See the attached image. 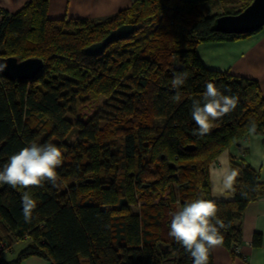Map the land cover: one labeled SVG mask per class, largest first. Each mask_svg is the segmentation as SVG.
Here are the masks:
<instances>
[{
	"label": "trees",
	"instance_id": "trees-1",
	"mask_svg": "<svg viewBox=\"0 0 264 264\" xmlns=\"http://www.w3.org/2000/svg\"><path fill=\"white\" fill-rule=\"evenodd\" d=\"M211 1L135 0L101 21L50 19L48 0H29L12 14L0 10V56L44 62L29 80L0 74V167L33 141L51 142L64 156L57 186L30 189L37 201L31 223L23 218L22 190L0 185V264L31 255L46 264H193L168 235L170 213L193 199L214 200L210 164L253 125L264 131L258 82L206 67L195 50L201 42L258 31L212 28L217 16L238 13L252 0H219V14L210 11ZM122 24L136 29L98 54L85 52ZM183 72L182 98L173 102L171 81ZM207 82L239 100L198 136L192 100L201 98ZM229 165L237 173L232 198L214 200L230 224L221 230L226 247L239 243L243 210L264 192L245 160L231 155ZM20 240L27 245L16 258L2 259Z\"/></svg>",
	"mask_w": 264,
	"mask_h": 264
},
{
	"label": "crops",
	"instance_id": "crops-1",
	"mask_svg": "<svg viewBox=\"0 0 264 264\" xmlns=\"http://www.w3.org/2000/svg\"><path fill=\"white\" fill-rule=\"evenodd\" d=\"M29 0H0V10L15 13ZM135 0H48L47 17L50 19L104 20L121 9L130 7ZM192 1V0H188ZM212 2V1H211ZM203 64L211 69L258 82L264 96V25L255 33L230 41L201 42L195 46ZM245 160L256 171L258 181L264 184V131H248L239 141L222 151L209 166L210 197L230 200L228 196L213 194V184L223 170H230V156ZM241 239L237 252L220 245L211 249L213 264H264V192L245 206L240 219ZM255 236L259 237L254 243ZM14 242L1 254L5 261H13L19 251ZM5 253L8 255L5 256ZM20 264H46L38 256H28Z\"/></svg>",
	"mask_w": 264,
	"mask_h": 264
},
{
	"label": "clouds",
	"instance_id": "clouds-1",
	"mask_svg": "<svg viewBox=\"0 0 264 264\" xmlns=\"http://www.w3.org/2000/svg\"><path fill=\"white\" fill-rule=\"evenodd\" d=\"M6 67V64H0V72ZM187 78V72L174 73L171 86L176 90V94L171 97L173 102L181 100L179 89ZM225 91L230 92L231 89L225 86ZM238 100V96L225 95L214 83L207 82L201 98L192 100L191 115L197 126L193 134L198 136L208 134L215 121L235 110ZM252 130L255 131L254 125ZM63 160V153L55 144L51 142L38 144L33 141L12 154L0 167V185L7 184L14 189L22 190L21 204L26 223H31L33 211L37 207V201L30 189L43 187L45 182L57 186V168L62 165ZM236 176L235 170H223L213 184V194L230 195L235 190ZM217 213L215 201L204 198L185 202L178 210L170 213L168 235L183 246L192 258L193 264H208L210 250L223 244L221 230L226 231L230 224H226Z\"/></svg>",
	"mask_w": 264,
	"mask_h": 264
},
{
	"label": "water",
	"instance_id": "water-1",
	"mask_svg": "<svg viewBox=\"0 0 264 264\" xmlns=\"http://www.w3.org/2000/svg\"><path fill=\"white\" fill-rule=\"evenodd\" d=\"M264 25V0H252L241 11L235 14H223L214 19L212 28L222 33H249L259 30ZM136 27L122 24L112 29L104 38L89 44L85 52L98 54L113 40L125 38ZM0 64L7 67L0 74L11 80H29L41 72L44 62L39 57H28L18 60L15 56H0ZM239 145V143H237Z\"/></svg>",
	"mask_w": 264,
	"mask_h": 264
},
{
	"label": "rangeland",
	"instance_id": "rangeland-1",
	"mask_svg": "<svg viewBox=\"0 0 264 264\" xmlns=\"http://www.w3.org/2000/svg\"><path fill=\"white\" fill-rule=\"evenodd\" d=\"M208 7H209L211 12L217 13V14L222 13L223 10H224V7H223V5L221 4V2L219 0L212 1V4L210 6H208ZM73 138H74V132H72L69 135V140L71 141ZM15 244H17L15 249H22L27 244V240H20V241H17V243H15ZM6 255H8V254L5 253V256Z\"/></svg>",
	"mask_w": 264,
	"mask_h": 264
},
{
	"label": "built area",
	"instance_id": "built-area-1",
	"mask_svg": "<svg viewBox=\"0 0 264 264\" xmlns=\"http://www.w3.org/2000/svg\"><path fill=\"white\" fill-rule=\"evenodd\" d=\"M231 248H232V250H233L234 252H237V250H238V248H237V245H236V244H233V245L231 246Z\"/></svg>",
	"mask_w": 264,
	"mask_h": 264
}]
</instances>
